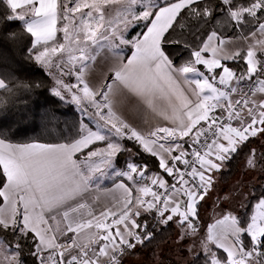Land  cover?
I'll use <instances>...</instances> for the list:
<instances>
[{"label":"snow or ice","instance_id":"obj_1","mask_svg":"<svg viewBox=\"0 0 264 264\" xmlns=\"http://www.w3.org/2000/svg\"><path fill=\"white\" fill-rule=\"evenodd\" d=\"M0 264H264V0H0Z\"/></svg>","mask_w":264,"mask_h":264},{"label":"trees","instance_id":"obj_2","mask_svg":"<svg viewBox=\"0 0 264 264\" xmlns=\"http://www.w3.org/2000/svg\"><path fill=\"white\" fill-rule=\"evenodd\" d=\"M18 134L19 135H33L34 132L30 131L28 127L21 126V128L19 129ZM225 175L227 176L228 174H225Z\"/></svg>","mask_w":264,"mask_h":264},{"label":"crops","instance_id":"obj_3","mask_svg":"<svg viewBox=\"0 0 264 264\" xmlns=\"http://www.w3.org/2000/svg\"><path fill=\"white\" fill-rule=\"evenodd\" d=\"M108 186H110V185H106V187H108ZM105 199H107V198H105V197L102 196L101 197V202L103 203Z\"/></svg>","mask_w":264,"mask_h":264},{"label":"rangeland","instance_id":"obj_4","mask_svg":"<svg viewBox=\"0 0 264 264\" xmlns=\"http://www.w3.org/2000/svg\"><path fill=\"white\" fill-rule=\"evenodd\" d=\"M209 207H211V206H209ZM207 222H211V220H210V219H208V220H207Z\"/></svg>","mask_w":264,"mask_h":264}]
</instances>
